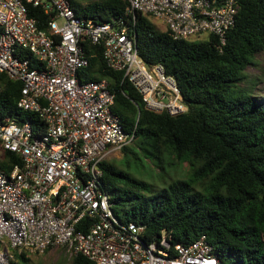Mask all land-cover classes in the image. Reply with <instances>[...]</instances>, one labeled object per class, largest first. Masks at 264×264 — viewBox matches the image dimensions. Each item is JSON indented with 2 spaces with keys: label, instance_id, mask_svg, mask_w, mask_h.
Wrapping results in <instances>:
<instances>
[{
  "label": "built area",
  "instance_id": "built-area-1",
  "mask_svg": "<svg viewBox=\"0 0 264 264\" xmlns=\"http://www.w3.org/2000/svg\"><path fill=\"white\" fill-rule=\"evenodd\" d=\"M123 1L122 15L95 23L76 16L82 0H0V73L22 85L17 109L41 122L36 132L30 121L0 118V151L21 162L0 168V264H13L14 252L30 257L56 249L92 264H223L205 236L173 245L164 234L145 238L144 225L114 215L102 166L134 136L112 112L108 82L84 79V46L101 48L105 66L122 73L145 109L178 116L187 108L174 78L143 62L133 28L143 16L173 40L213 35L223 45L234 0ZM29 7L47 16L46 29Z\"/></svg>",
  "mask_w": 264,
  "mask_h": 264
},
{
  "label": "trees",
  "instance_id": "trees-1",
  "mask_svg": "<svg viewBox=\"0 0 264 264\" xmlns=\"http://www.w3.org/2000/svg\"><path fill=\"white\" fill-rule=\"evenodd\" d=\"M234 3V25L223 45L213 35L204 41L173 40L143 16L133 28L143 62L161 65L174 78L187 108L183 114L145 109L122 73L105 66L98 45L84 46L89 67L83 77L108 82L112 112L134 136L131 149L126 146L120 154L135 161L143 157L161 177L158 186L122 171L114 161L103 163L102 181L114 215L144 225L145 238L164 234L173 245L205 236L223 264H264V66L256 63L264 53V0ZM74 6L76 16L104 23L122 15L127 4L87 0ZM28 10L46 29L47 16ZM249 67H259L258 74L249 75ZM0 87V118L30 121L38 132L39 118L17 109L21 83L0 73ZM0 152V168L21 163L12 153ZM183 164L186 177L166 182L167 169ZM14 258L13 264L30 262L24 254L14 252ZM61 263L92 264L82 256L64 257Z\"/></svg>",
  "mask_w": 264,
  "mask_h": 264
},
{
  "label": "rangeland",
  "instance_id": "rangeland-1",
  "mask_svg": "<svg viewBox=\"0 0 264 264\" xmlns=\"http://www.w3.org/2000/svg\"><path fill=\"white\" fill-rule=\"evenodd\" d=\"M85 4L87 0L83 1ZM81 12L78 10V15H80ZM152 24L155 26V28L160 31L164 32L165 28H163L162 25H160L158 22L149 19ZM57 24L61 25V21L57 20ZM208 35H200L197 37H192L191 41H204L206 40ZM257 62L258 64H261L264 66V53L257 57ZM258 69L259 67H249L248 68V74L249 75H256L258 74ZM23 118V117H22ZM131 149V145H129ZM1 158V157H0ZM116 165L119 167L124 172L127 173H134L137 178H141L145 181H148L150 184H154L160 186L161 182L158 175V170L150 166L147 160H145L143 157H141L140 161H135L131 156L123 157L120 153L117 155L116 159L113 160ZM127 161V162H126ZM128 163V165H127ZM188 171V167L186 164L181 165L180 167L177 168H171L167 169L166 174H165V181L169 182L171 180H176V179H183L186 177ZM108 189V188H107ZM67 256L64 252V250L61 249H56L52 250L47 254L43 255H34L30 256V262L28 264H62L61 261L64 259V257Z\"/></svg>",
  "mask_w": 264,
  "mask_h": 264
}]
</instances>
